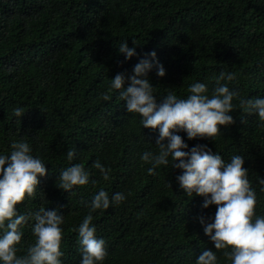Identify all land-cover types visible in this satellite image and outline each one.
Wrapping results in <instances>:
<instances>
[{"label": "trees", "instance_id": "1", "mask_svg": "<svg viewBox=\"0 0 264 264\" xmlns=\"http://www.w3.org/2000/svg\"><path fill=\"white\" fill-rule=\"evenodd\" d=\"M124 41L136 49L130 60L119 52ZM153 51L155 60L147 56ZM143 58L153 63L148 78L158 103L169 91L186 98L196 82L211 94L222 71L235 74L221 83L240 98H264V0H0V154L9 155L12 143L23 139L46 164L36 199L17 212L31 216L44 207L64 216L63 264H81L73 229L100 190L110 199L126 195L121 204L93 213L96 236L109 253L103 264H196L204 250L215 251L200 219H214L216 206L204 208V197L186 196L176 179L182 170L172 168L170 158L167 167L148 174L151 165L141 156L158 152L159 130L142 128L141 117L128 113L119 91L110 88L117 73L132 75ZM157 61L164 77L157 75ZM233 103L235 122L221 126L215 141L177 134L187 150L206 145L226 162L243 156L257 214L264 215L258 184L264 179V122L243 112L238 99ZM16 108L24 110L21 118ZM72 148L76 157L68 161ZM97 160L111 169L108 181L93 167ZM74 163L96 181L74 189L75 196L56 187L61 170ZM32 224L23 228L24 250L35 242ZM217 256L218 264H231L223 250Z\"/></svg>", "mask_w": 264, "mask_h": 264}, {"label": "clouds", "instance_id": "2", "mask_svg": "<svg viewBox=\"0 0 264 264\" xmlns=\"http://www.w3.org/2000/svg\"><path fill=\"white\" fill-rule=\"evenodd\" d=\"M119 52L129 60L136 55L135 47L129 48L127 41L120 43ZM147 56L155 60L156 53L153 51ZM155 66L157 75L164 77L163 65L157 61ZM152 68L151 60L140 59L134 65L132 75L117 73L111 79L110 88L119 91V99L125 102L128 113L141 117L142 128L159 130L155 142L158 152L146 151L141 156L142 161L151 165L148 174L155 175V170L167 167L171 159V167L182 170L176 179L186 196L204 197V208L216 206L214 219L208 223L200 219L215 251L204 250L197 257L196 264H218L217 252L221 250L231 264H264V215L257 214V191L244 167V157L233 155L226 162L206 145L187 150L188 144L177 134L186 132L189 140L207 138L215 141L223 135L221 126L234 124L231 113L237 108L233 103L237 99L243 112L255 113L259 121L264 122V98H240L238 91L221 83L234 81L235 74L222 71L215 78L217 86L211 94L206 84L196 82L189 86L186 98H179L175 92L169 91L158 103L156 88L148 78ZM110 98L107 94L103 96L105 101ZM24 114L22 108L14 109L17 118ZM11 149L9 155L0 154V264H63L64 216L57 210L46 211L44 207L31 216L17 212L18 205L36 199L38 178L48 175L46 164L32 154L30 144L23 139L12 143ZM66 156L68 161H73L76 149H69ZM93 167L100 171L104 181L110 179L111 169L105 168L98 160ZM90 176L83 164L74 163L61 170L56 187L75 196L74 189L96 183ZM258 184L264 192V179L258 178ZM39 193L44 198L43 192ZM125 200L126 195L122 192L114 193L111 199L104 190L94 195L88 205L89 213L78 228L73 229L78 233L82 250L81 264H103L109 255L106 241L96 236L93 213ZM30 219L34 221L31 229L35 242L24 250L23 228ZM21 251L25 254H18Z\"/></svg>", "mask_w": 264, "mask_h": 264}]
</instances>
